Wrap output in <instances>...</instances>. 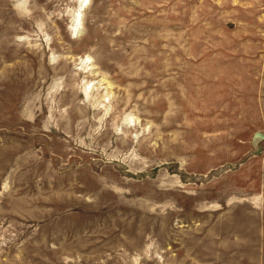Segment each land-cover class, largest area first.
I'll list each match as a JSON object with an SVG mask.
<instances>
[{
	"label": "rangeland",
	"instance_id": "obj_1",
	"mask_svg": "<svg viewBox=\"0 0 264 264\" xmlns=\"http://www.w3.org/2000/svg\"><path fill=\"white\" fill-rule=\"evenodd\" d=\"M0 264H264V0H0Z\"/></svg>",
	"mask_w": 264,
	"mask_h": 264
},
{
	"label": "bare ground",
	"instance_id": "obj_2",
	"mask_svg": "<svg viewBox=\"0 0 264 264\" xmlns=\"http://www.w3.org/2000/svg\"><path fill=\"white\" fill-rule=\"evenodd\" d=\"M84 2H85V1H83L82 6H83ZM74 29L76 30L75 26L73 27V30H74Z\"/></svg>",
	"mask_w": 264,
	"mask_h": 264
},
{
	"label": "water",
	"instance_id": "obj_3",
	"mask_svg": "<svg viewBox=\"0 0 264 264\" xmlns=\"http://www.w3.org/2000/svg\"><path fill=\"white\" fill-rule=\"evenodd\" d=\"M256 136L258 137V136H260V134H256Z\"/></svg>",
	"mask_w": 264,
	"mask_h": 264
}]
</instances>
